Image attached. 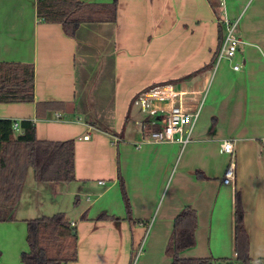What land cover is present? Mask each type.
Wrapping results in <instances>:
<instances>
[{"label": "crops", "instance_id": "crops-1", "mask_svg": "<svg viewBox=\"0 0 264 264\" xmlns=\"http://www.w3.org/2000/svg\"><path fill=\"white\" fill-rule=\"evenodd\" d=\"M80 1H115V22L82 24L71 38L37 18L36 0H0V62L34 66V102L0 104V119L32 120L39 141L74 140L71 183L36 182L26 170L14 220L0 222V264H22L26 221L56 213L76 233V259L66 264H171L165 246L185 206L197 229L180 257L239 264L235 192L250 264H264V0ZM224 19L237 21L240 43L215 62ZM37 102L64 108L37 118ZM172 106L197 113L185 145L149 138ZM231 163L234 180L224 185ZM81 195L85 202L72 205ZM102 213L115 219L96 220Z\"/></svg>", "mask_w": 264, "mask_h": 264}, {"label": "trees", "instance_id": "trees-1", "mask_svg": "<svg viewBox=\"0 0 264 264\" xmlns=\"http://www.w3.org/2000/svg\"><path fill=\"white\" fill-rule=\"evenodd\" d=\"M116 2L97 4L80 0H36V16L44 23L59 24L64 34L74 38L82 24L113 23ZM221 43L222 39L219 38ZM215 58V57H214ZM187 78V77H186ZM34 102V66L0 62V104ZM64 108L62 102H37V118ZM13 121L0 119V222L14 220L24 177L28 168L40 183H71L74 181V140L39 141L32 120H22L20 133L12 130ZM116 178L124 205L125 218L131 209L124 182L117 167ZM76 203V202H75ZM243 208L238 192L234 194L233 237L235 260L250 264L249 240L243 225ZM86 215L81 216V220ZM102 213L96 220H113ZM197 218L194 209L185 206L173 220L165 246L171 264H212L214 259L182 258L180 253L195 245ZM76 233L63 213L26 221L28 250L22 253V264H66L76 259Z\"/></svg>", "mask_w": 264, "mask_h": 264}, {"label": "built area", "instance_id": "built-area-1", "mask_svg": "<svg viewBox=\"0 0 264 264\" xmlns=\"http://www.w3.org/2000/svg\"><path fill=\"white\" fill-rule=\"evenodd\" d=\"M219 1L222 2V0ZM223 24L225 27V35L216 51L215 62H218L221 59H231L235 55L238 44L240 43V39L236 35L237 21L231 22L227 19H224ZM238 68V66H233L234 70H238ZM196 118L197 113L190 114L178 106H172L167 113L163 125L159 129L150 132L149 138L155 143L177 142L185 145L189 140V136H181L183 129L186 126L192 127L196 121ZM12 130L15 133H20V127L18 123H12ZM88 138V134L83 136V139L85 140ZM116 141L117 139L114 138V143ZM220 146L221 151L224 153L231 154L233 152V145L230 140H224ZM234 175V165L231 163L224 171L222 184H232ZM99 184H103V182L100 181ZM72 225L73 224L71 223V226Z\"/></svg>", "mask_w": 264, "mask_h": 264}, {"label": "rangeland", "instance_id": "rangeland-1", "mask_svg": "<svg viewBox=\"0 0 264 264\" xmlns=\"http://www.w3.org/2000/svg\"><path fill=\"white\" fill-rule=\"evenodd\" d=\"M27 171H28L29 177H31V176L33 175L32 169H31V168H28ZM29 179H30V178H29ZM101 180H103L105 184L108 183L105 179H101ZM92 187H93L94 189L97 188L96 183L92 184ZM86 198H87V197H86L85 195H81L79 198H77L78 200H75V198L73 197L72 200H71L70 202H71V204L73 205L74 202L77 203V201H79V199H80L82 202H85ZM88 199H89V201H90V200L93 199V197H92L91 195H89V196H88ZM59 202H60V204H62V205L65 204V201H63V202H62V201H59ZM67 203H68V202H67ZM71 207L73 208V206H71ZM66 217H67V219L69 218V216H66Z\"/></svg>", "mask_w": 264, "mask_h": 264}]
</instances>
